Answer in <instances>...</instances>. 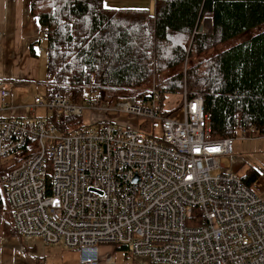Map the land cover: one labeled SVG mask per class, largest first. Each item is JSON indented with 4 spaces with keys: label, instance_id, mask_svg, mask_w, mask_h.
<instances>
[{
    "label": "built area",
    "instance_id": "built-area-1",
    "mask_svg": "<svg viewBox=\"0 0 264 264\" xmlns=\"http://www.w3.org/2000/svg\"><path fill=\"white\" fill-rule=\"evenodd\" d=\"M10 86L0 82L1 109L14 108ZM143 91L37 93L19 116H0V182L16 236L60 244L77 264H97L99 244L152 264H264V203L220 161L236 136L257 132L237 125L233 137L209 139L199 95L172 93L168 108L153 77ZM86 115L90 124L70 127ZM132 116L135 128L117 119Z\"/></svg>",
    "mask_w": 264,
    "mask_h": 264
},
{
    "label": "trees",
    "instance_id": "trees-1",
    "mask_svg": "<svg viewBox=\"0 0 264 264\" xmlns=\"http://www.w3.org/2000/svg\"><path fill=\"white\" fill-rule=\"evenodd\" d=\"M29 14L44 32V97L57 91L100 100L137 97L153 77L160 94L184 89L188 97H201L209 139L233 137L237 125L264 136V29L200 59L263 23L264 0H154L151 9L106 7L102 0H29ZM202 19H209V32L197 31ZM258 176L248 167L239 178L252 187ZM14 235L0 190V236Z\"/></svg>",
    "mask_w": 264,
    "mask_h": 264
},
{
    "label": "crops",
    "instance_id": "crops-1",
    "mask_svg": "<svg viewBox=\"0 0 264 264\" xmlns=\"http://www.w3.org/2000/svg\"><path fill=\"white\" fill-rule=\"evenodd\" d=\"M120 1L132 2L145 8L147 3L152 5L154 0ZM44 62H46L44 32L36 18L29 14V0H0V82L7 87L8 84H12L9 87L11 94L5 97V101H11L14 106L12 110L1 109L0 103V116H19L22 114L19 107L30 103L37 93L43 95L41 89L25 100L15 89L34 87L42 81L44 71H41V68ZM43 113V110L39 108L35 110L36 115ZM237 140L245 148L243 150L237 147L238 151L232 157L231 163L233 166H241L240 168L244 171L248 167H253L259 172L254 184L261 190V197L257 196L264 203V136L250 134L243 139L237 138ZM254 192L257 194L256 190ZM50 245L53 244H44L32 238L21 239L15 235L0 236V264H32L36 257L42 260V264H45L44 256L49 252ZM17 250L21 251V257H15ZM117 251H120L121 255ZM125 263L152 264L143 257L130 258L125 249L114 247L113 264Z\"/></svg>",
    "mask_w": 264,
    "mask_h": 264
},
{
    "label": "rangeland",
    "instance_id": "rangeland-1",
    "mask_svg": "<svg viewBox=\"0 0 264 264\" xmlns=\"http://www.w3.org/2000/svg\"><path fill=\"white\" fill-rule=\"evenodd\" d=\"M102 3L104 6L106 7H113V8H121V7H132V8H140L142 6H138L136 4H133L132 2H125V1H120V0H102ZM153 6L147 3L146 6H144L145 8L151 9ZM199 26H201L202 32H209V22L207 19H202L201 23L199 24ZM264 29V22L260 23L250 29L249 32H242L239 35L228 39L227 41L220 43L212 48H210L209 50H207L206 52H204L202 55H200V59L209 57L210 55L217 53L219 51H222L236 43H239L241 40L245 39L247 36H249L250 34H254L258 31H261ZM41 71H44L43 77L41 78L42 81H40L38 84H36L34 87H20L15 89V91L17 93H19L23 99H28L31 97L32 94L40 91L42 89L43 91V85L46 81V62H44L43 67L41 68ZM166 74H162V76H165ZM146 88V87H145ZM70 94H72V91H67ZM75 94V96L77 97V93H73ZM83 94H88L87 92H84ZM172 93H166L164 95H166L164 97V104L165 106H167L168 108L175 105V102L177 103V100H175L174 97L171 96ZM82 95V94H81ZM5 116H8L6 113H2ZM100 116V114L96 113L94 114L95 118H98ZM119 120V122L123 125H129L130 127L135 128L137 123H139L140 118L138 117H131L130 119H127L126 117H118L117 118ZM70 127L72 128H76L79 125L81 126H86L88 124H90V118L89 116H83L80 118L79 124L75 121L72 120L70 122ZM237 136L235 137V139L233 140V152L230 155L224 156L221 158V163L227 167L235 176L240 177L243 172L244 169L240 168L241 166H233L231 163L232 157L235 155L237 150V147H239L240 149L245 148V146H242L241 142L237 140ZM241 152V150L239 151ZM1 180V179H0ZM257 191V195L261 197L260 195V189L258 186H256L255 184L252 185V189ZM0 190H1V195L3 196V191H2V186H1V182H0ZM254 190V191H255ZM263 196H264V191H263ZM264 198V197H263ZM4 199V196H3ZM5 201V199H4ZM51 248H49V252L47 254H45L44 258L45 260V264H77V253L73 250H67L64 249L63 247L60 246V244H53L50 245ZM113 249L114 246L112 244H99L98 245V260H97V264H113ZM117 253L119 255H121L120 251H117ZM17 256H22L21 255V251H16L15 252V257ZM131 258V257H130Z\"/></svg>",
    "mask_w": 264,
    "mask_h": 264
},
{
    "label": "water",
    "instance_id": "water-1",
    "mask_svg": "<svg viewBox=\"0 0 264 264\" xmlns=\"http://www.w3.org/2000/svg\"><path fill=\"white\" fill-rule=\"evenodd\" d=\"M207 20H208V22H209V19H207ZM197 31H198V32H202L201 26H198Z\"/></svg>",
    "mask_w": 264,
    "mask_h": 264
}]
</instances>
